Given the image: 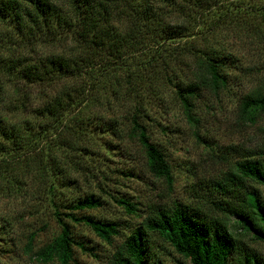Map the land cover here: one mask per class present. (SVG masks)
Masks as SVG:
<instances>
[{"label":"rangeland","instance_id":"1","mask_svg":"<svg viewBox=\"0 0 264 264\" xmlns=\"http://www.w3.org/2000/svg\"><path fill=\"white\" fill-rule=\"evenodd\" d=\"M50 1L75 23L76 14L67 0ZM148 1L154 17L160 15L164 22L182 25L183 36L160 44L156 36L148 37L145 46V41H141L143 35H138L122 44L128 46L127 60L114 59L109 54L93 56L99 45L83 42L76 34L23 39L0 21V60L10 66L12 60H44L49 55L93 59V64L101 65H97L99 70L92 78L85 75L73 80L76 88L69 93L77 103L55 123L57 126L47 132L36 130L37 147L43 149L42 160L26 156L19 184L13 182L10 190L0 189V225H4L0 229L4 232L0 234V264H60L57 259L44 262L37 258L41 248L60 232L52 202L66 204L89 193L100 199L96 208H60L74 239L86 246L83 249L72 245L74 252L69 264H111L114 247L138 225L152 204L180 200L200 205L211 192L210 180L228 169L241 154L264 149V115L250 124L239 118L237 109L239 96L264 86V0H193L189 10L164 6L159 0ZM118 6L111 5L114 13L110 25L123 35L132 19L125 15L123 3L121 8ZM152 27L147 30L152 32ZM189 46L215 48L237 59V69L233 71L238 78L230 90L198 99L197 122L185 117L164 79L166 73L189 76L185 66ZM2 71L0 116L8 113L13 122L36 125L38 119L33 110L63 90L60 81L29 83L7 66ZM139 85L153 87V91L137 94L134 89ZM85 99L90 100L85 103ZM134 103L143 109L142 122L150 141L167 155L173 175L171 187L148 171L141 145L126 134V112ZM17 104L19 109L13 107ZM79 116L82 120H78ZM102 121L109 122V131L114 134L108 135L97 127ZM40 123L44 125L46 120L41 119ZM128 170L134 174L129 175ZM51 184L54 189L49 188ZM257 187L264 196V187ZM123 197L133 207L124 208L117 201ZM69 213H74L77 220L68 219ZM82 215L116 221L119 235L114 234L111 242H106L78 220ZM246 242L264 255V241L247 238ZM154 252L162 264L182 262L159 240Z\"/></svg>","mask_w":264,"mask_h":264},{"label":"trees","instance_id":"2","mask_svg":"<svg viewBox=\"0 0 264 264\" xmlns=\"http://www.w3.org/2000/svg\"><path fill=\"white\" fill-rule=\"evenodd\" d=\"M159 1L164 6L183 10L191 9L194 4L193 0ZM67 3L76 14L74 24L71 17L66 18L65 11L50 0H0V21L27 40L76 34L83 42L99 45L98 52L94 51L93 56L96 54L97 57H105L109 54L118 60H127L128 46L122 44H127L129 39L138 35H143L142 43L148 37L156 36L160 40L157 44L183 36L184 27L179 23L173 25L162 21L160 15L158 18L154 17L148 0H67ZM122 3L125 5V15L132 19L131 26L123 35L122 32H115L110 25L113 24L114 13L111 5L118 4L121 8ZM154 24H158L159 28L155 29ZM149 26H153L152 32L147 30ZM186 49L191 50L185 56L189 76L166 73L164 79L171 86L174 99L179 102L185 117L197 122L198 99H203L205 94L217 96L220 92L230 90L238 78L233 71L237 69V59L230 53L215 48L198 49L189 46ZM92 60L49 55L44 60H12V66L0 60V70L7 66L20 79L29 83L63 82L60 94L45 99L33 110L36 120H39L36 125L35 122H13L8 118V113L0 116V189L10 190L13 182L19 184L26 156L42 160L43 149L37 147L36 130L44 129L47 132L50 127H56L55 123L63 119L69 107L77 103L75 96L74 99L71 98L69 90L75 91L73 80L85 78V75L92 78V74L99 70L101 65L93 64ZM2 73L3 71L1 76ZM134 90L137 94L144 95L145 92L153 91V87L139 85ZM238 99V115L243 121L254 124L264 115V86L250 90ZM89 100L85 99L84 102ZM17 106L18 104L13 105L19 109ZM141 111L143 109L139 103L128 108L125 117L128 121L126 134L141 145L148 171L171 187L173 175L167 155L157 143L150 141L142 122L144 114ZM82 118L79 116L78 120ZM96 118L101 120V117ZM41 119L46 120L44 125L40 123ZM97 127L108 135L114 134L109 131L111 126L108 121H102ZM119 172L125 175L124 171ZM128 174L132 176L134 173L128 170ZM210 182L211 192L200 205L180 200H174L170 204H152L138 225L127 235H123L114 247L110 255L111 264H162L160 257L154 252L158 240L182 259L181 264H264V255L246 242L247 238L264 241V196L257 187H264V149L241 154L228 169ZM49 188L54 189V186L51 184ZM117 201L124 208L133 207V203L125 197L118 198ZM69 202H52L60 232L38 252L37 258L44 262L57 259L60 264H69L73 258V244L86 249L82 242L74 239L69 222L61 217L65 213L60 208L71 207L80 211L94 209L100 204V199L89 193ZM68 219L77 220L74 213H69ZM78 220L106 242H111L112 236L120 233L116 221L92 215H82ZM3 226L1 224L0 229ZM3 233L0 231V234Z\"/></svg>","mask_w":264,"mask_h":264}]
</instances>
